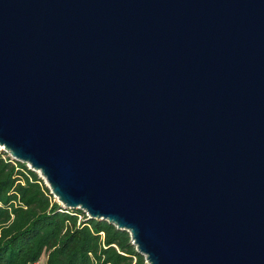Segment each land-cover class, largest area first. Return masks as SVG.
Here are the masks:
<instances>
[{
  "label": "water",
  "instance_id": "obj_1",
  "mask_svg": "<svg viewBox=\"0 0 264 264\" xmlns=\"http://www.w3.org/2000/svg\"><path fill=\"white\" fill-rule=\"evenodd\" d=\"M0 150L147 264H264V0H0Z\"/></svg>",
  "mask_w": 264,
  "mask_h": 264
},
{
  "label": "trees",
  "instance_id": "obj_2",
  "mask_svg": "<svg viewBox=\"0 0 264 264\" xmlns=\"http://www.w3.org/2000/svg\"><path fill=\"white\" fill-rule=\"evenodd\" d=\"M37 262L147 264L128 232L62 208L36 172L0 150V264Z\"/></svg>",
  "mask_w": 264,
  "mask_h": 264
},
{
  "label": "built area",
  "instance_id": "obj_3",
  "mask_svg": "<svg viewBox=\"0 0 264 264\" xmlns=\"http://www.w3.org/2000/svg\"><path fill=\"white\" fill-rule=\"evenodd\" d=\"M13 159V158H12ZM55 199V198H54ZM56 200V199H55ZM57 202V201H56ZM58 203V202H57ZM59 204V203H58ZM60 205V204H59ZM61 206V205H60ZM62 207V206H61ZM63 208V207H62ZM35 264H41L40 262H37Z\"/></svg>",
  "mask_w": 264,
  "mask_h": 264
},
{
  "label": "rangeland",
  "instance_id": "obj_4",
  "mask_svg": "<svg viewBox=\"0 0 264 264\" xmlns=\"http://www.w3.org/2000/svg\"><path fill=\"white\" fill-rule=\"evenodd\" d=\"M41 260H42V262H44V260H45L44 256H43V257H41Z\"/></svg>",
  "mask_w": 264,
  "mask_h": 264
}]
</instances>
